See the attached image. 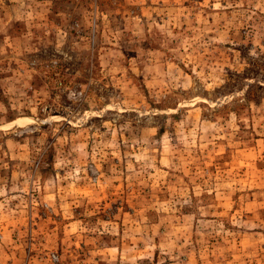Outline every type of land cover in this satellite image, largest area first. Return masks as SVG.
Returning <instances> with one entry per match:
<instances>
[{
	"label": "rangeland",
	"instance_id": "1",
	"mask_svg": "<svg viewBox=\"0 0 264 264\" xmlns=\"http://www.w3.org/2000/svg\"><path fill=\"white\" fill-rule=\"evenodd\" d=\"M0 264H264V0H0Z\"/></svg>",
	"mask_w": 264,
	"mask_h": 264
}]
</instances>
